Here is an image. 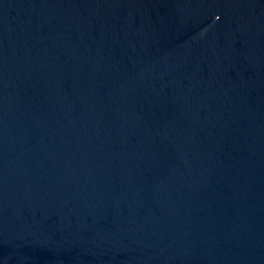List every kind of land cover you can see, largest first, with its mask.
Returning <instances> with one entry per match:
<instances>
[{"label": "water", "instance_id": "water-1", "mask_svg": "<svg viewBox=\"0 0 264 264\" xmlns=\"http://www.w3.org/2000/svg\"><path fill=\"white\" fill-rule=\"evenodd\" d=\"M0 264H264V0H0Z\"/></svg>", "mask_w": 264, "mask_h": 264}]
</instances>
